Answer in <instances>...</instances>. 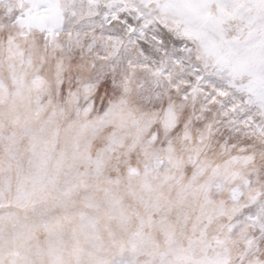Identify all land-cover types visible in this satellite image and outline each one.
<instances>
[{
  "label": "snow or ice",
  "instance_id": "snow-or-ice-1",
  "mask_svg": "<svg viewBox=\"0 0 264 264\" xmlns=\"http://www.w3.org/2000/svg\"><path fill=\"white\" fill-rule=\"evenodd\" d=\"M0 264H264V0H0Z\"/></svg>",
  "mask_w": 264,
  "mask_h": 264
}]
</instances>
